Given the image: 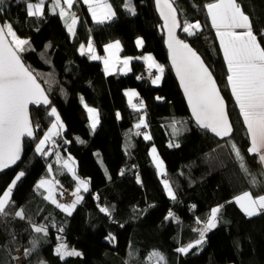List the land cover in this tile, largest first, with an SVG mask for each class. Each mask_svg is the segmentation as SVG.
Here are the masks:
<instances>
[{"label":"trees","instance_id":"trees-1","mask_svg":"<svg viewBox=\"0 0 264 264\" xmlns=\"http://www.w3.org/2000/svg\"><path fill=\"white\" fill-rule=\"evenodd\" d=\"M106 1L114 11V20L95 25L80 7L83 17L74 38L47 3L40 18L27 16L25 0H6L0 6V23L7 21L18 37L29 40L21 59L50 101L48 106L30 110L34 139H23L21 161L0 171V195L20 172L24 173L13 188L8 215L0 217V264H14L16 252L30 251L32 240L38 242L39 253L31 255L28 264L34 256L43 264H148V255L153 252L163 257L159 258L161 264H264V213L249 218L234 202L246 191L254 196L264 194V170L258 156L247 152L246 126L204 7L215 0H175L177 37L188 43L211 71L227 103L233 128L230 138L247 171L241 168L232 144L219 142L191 120L167 62L163 23L155 0H131L135 14L127 11L125 0ZM238 3L250 16L259 38L264 30V0ZM186 22H199L200 30L189 35L183 31ZM90 39L100 56L106 45L116 41L122 57L151 54L164 67L162 84L154 87L151 81L137 82L145 68L138 60L131 63L129 75L105 76L101 63L79 52L80 45ZM137 39L143 41L141 50ZM126 89L137 91L143 102L141 111L128 105L123 93ZM84 106L98 112L100 123L95 131L89 126ZM52 107L64 130L44 149L47 155L39 154L36 144L54 121L47 115ZM142 115L149 129L147 140L140 134L142 128L135 127ZM153 148L164 163L163 179L175 199L169 198L162 186L150 157ZM57 152L72 156L78 176L89 184L70 216L48 203L44 191L36 187L48 178V167L56 169L52 159ZM55 174L61 189L75 186L69 176ZM102 207L110 214L101 212ZM214 207L221 208L217 227L205 234L202 245L187 253L178 252V248L195 244ZM15 211H22L24 218L16 217ZM169 212L172 217L166 218ZM34 226H43L47 234L34 232ZM61 243L81 255L61 260L53 253Z\"/></svg>","mask_w":264,"mask_h":264},{"label":"snow or ice","instance_id":"snow-or-ice-1","mask_svg":"<svg viewBox=\"0 0 264 264\" xmlns=\"http://www.w3.org/2000/svg\"><path fill=\"white\" fill-rule=\"evenodd\" d=\"M5 2L6 0H0V6L5 5ZM25 2L27 16L40 18L43 15L45 0H38L35 3L25 0ZM75 2L76 0H53V8L59 9V16L61 19L66 20V27L70 34H74L77 23L75 14L69 12ZM84 3L88 5V11L97 24H103L114 16L112 7L106 0H84ZM155 3L157 11L167 28L168 39L166 44L172 67L175 69L196 124L201 129L207 130L221 139L231 136L233 128L229 122L225 101L217 89L211 71L188 44L175 36L174 29L177 27L175 0H155ZM125 7L128 12L135 14V10L131 6V0H125ZM204 7L219 40L224 61L227 65V82L250 139L251 146L247 149V152L258 156V162L264 170V46H262V43H264V30L259 32L258 38L257 33L254 32L250 16L245 13L238 0H215V2L207 3ZM68 19H70V23H67ZM200 27L199 22H186L183 31L193 35L200 30ZM28 45L29 40L18 37L10 23L5 21L0 24V171L10 168L21 159L22 138L34 137V128L29 116V105L48 106L50 104L35 76L21 61L20 54L26 50ZM136 45L142 47L143 41L137 39ZM81 49L83 55V46H81ZM119 49V41L106 46L105 51L109 52V56L104 59L106 74L110 71L109 65L112 56ZM88 51L93 53L90 56L91 59L98 58L94 54L91 41L88 44ZM141 58L148 64L150 69L154 67L159 73L152 80L154 85L158 84L164 72L163 67L157 64L151 55H144ZM120 62L127 67L129 59ZM125 95L130 97L129 102L131 104V97L136 96V93L126 92ZM157 99L161 98L158 97ZM85 107L89 114V126L95 131L99 123L96 111L93 108ZM133 107L136 108L135 105ZM139 108H143L142 101ZM47 115L54 117L55 120L47 132L44 133L43 138L39 139L35 149L37 153L45 155L47 153L44 152L43 146L49 143L53 136L59 135L60 130L64 127L55 107H52ZM142 126H145L143 118L135 127L139 129ZM145 139H150V137L145 134ZM77 140L82 142L79 141V138ZM231 147L237 159L241 162V168L247 171L237 146L232 144ZM155 152L156 150L153 148L150 155H152L153 162L159 172L163 167V162L159 161ZM56 155L59 156V153L57 152ZM70 160L71 157L64 161L63 167L73 173V178L77 181V189L73 193L75 200L72 203H56L53 199L51 181L41 180L36 185L37 189L46 185L49 186L46 189L48 195L44 199L51 200L52 203L56 204V207L68 215L72 214L75 206L83 199L79 195L81 188L85 192L88 191V182L75 177L74 169L69 164ZM23 175L24 173L20 172L0 195V217L8 215L13 188ZM137 183H140L139 177H137ZM163 183L169 197L175 199L168 182L164 181ZM234 202L249 218L264 213V194L254 196L246 191L235 197ZM100 211L106 215L110 214L107 208L102 207ZM220 211V207L212 208L207 221L199 230V239L195 241V244H188L186 247L178 248L177 251L187 253L190 248L202 245L205 242V234L217 227ZM14 215L21 219L24 218L22 211H15ZM171 217L172 213L169 212L166 218ZM197 223L199 224L201 221L197 220ZM33 231L47 234L43 226H34ZM35 246V243H33V248ZM28 254L26 251L25 255ZM56 254L61 260L65 257H78L81 255L78 251L68 250V246L63 243L56 248ZM153 255L159 254L153 253ZM160 259L163 260V257L161 256Z\"/></svg>","mask_w":264,"mask_h":264},{"label":"rangeland","instance_id":"rangeland-1","mask_svg":"<svg viewBox=\"0 0 264 264\" xmlns=\"http://www.w3.org/2000/svg\"><path fill=\"white\" fill-rule=\"evenodd\" d=\"M48 1L47 0H45V3H47ZM209 22H210V25H211V20L209 19ZM211 27H212V25H211ZM215 30V29H214ZM237 31H241V30H237ZM215 35H216V32H215ZM10 39V38H9ZM217 40H218V38H217ZM219 41V40H218ZM117 42V41H116ZM92 43L94 44V42H93V40H92ZM113 43H115V42H112V43H110V44H113ZM119 44H120V42H119ZM220 44V43H219ZM109 45V44H108ZM107 46V45H106ZM105 46V47H106ZM141 48L142 47H138V49L139 50H141ZM109 53V52H108ZM144 55H151V54H144ZM143 55V56H144ZM152 56V55H151ZM107 56H105V55H101V64H102V66H103V68L105 69V65H104V59L106 58ZM121 57H122V55H121V45H120V49L118 50V51H115V55L114 56H112V59H111V65L112 64H118L119 62H120V60H121ZM142 56H137V57H135V58H141ZM153 57V56H152ZM153 59H154V57H153ZM155 60V59H154ZM156 61V60H155ZM157 64H159L158 62H156ZM145 65H148V64H146L145 63ZM160 65V64H159ZM162 66V65H161ZM163 67V66H162ZM226 67H227V65H226ZM163 69H164V67H163ZM104 71V70H103ZM152 71L154 72V76H153V78H152V80L156 77V75H159V73H157V71H156V69L153 67L152 68ZM163 78H164V72H163V74H162V78H161V80L159 81V83L158 84H156V85H154L153 83H152V80H151V84L154 86V87H159L161 84H162V81H163ZM126 92H135L136 93V96H133V97H131V104H130V97L129 96H127V95H125V93ZM124 95H125V98H126V100H127V103H128V105L131 107V109L132 110H134V111H136V112H139V111H141L143 108H139V105H140V103H141V101H140V99H139V96H138V93H137V91L135 90V89H126V90H124ZM234 98V97H233ZM235 100V99H234ZM133 105H135L136 106V108H134L133 107ZM239 109V108H238ZM141 118H143V120H144V125L145 126H142L141 128H144L145 130H146V132L143 134V135H145L146 133H147V131L149 130L148 129V125L146 124V118H145V115H142L141 117H140V119L136 122V124L135 125H137L138 123H140V120H141ZM243 119V118H242ZM54 120H55V118H54ZM54 122V121H53ZM63 130H64V128L62 129V130H60V134H62L63 133ZM247 130V129H246ZM47 132V131H46ZM59 134V135H60ZM55 136H58V135H55ZM55 136H53L52 137V140H53V138L55 137ZM43 138V137H42ZM249 138V137H248ZM52 140L49 142V143H46L43 147H44V149H46L48 146H49V144L52 142ZM249 142H250V139H249ZM250 145V144H249ZM251 146V145H250ZM45 152V151H44ZM59 153V152H58ZM150 153H151V150H150ZM40 154V153H39ZM155 155H156V152H155ZM255 155V154H254ZM157 156V155H156ZM257 156V155H256ZM69 157H71V160L69 161V164H70V166L74 169V174L76 173L77 174V169H76V162H75V159L72 157V156H70V155H62L61 153H59V156H55V163H57L56 164V169H54L53 167H48V178H45V179H42V180H47V181H51L52 182V191H53V199H55V201H56V203H58L57 202V199H58V197H57V195L59 196V194L61 193V184H59L58 183V181L56 180V183H55V176H56V174H55V172H58V174H61L62 172H64V173H66V171L68 172L67 174H68V176L69 177H71V178H73V173H71V172H69L65 167H63V164H64V161H66V160H68V158ZM151 157V159H152V161H153V157H152V155L150 156ZM158 157V156H157ZM159 159V158H158ZM159 161H161L160 159H159ZM74 162V163H73ZM153 164H154V166H155V169H156V171H157V174H158V176H159V178L160 179H162V186H163V188H164V179H163V176H164V174H165V166H164V163H163V167H162V169L158 172V170H157V167H156V165H155V163L153 162ZM160 173H162V174H160ZM78 175V174H77ZM75 177L76 178H78L76 175H75ZM74 179V178H73ZM78 179H80V180H86V179H83V178H78ZM41 181V180H40ZM39 181V182H40ZM74 181V180H73ZM75 181H76V179H75ZM87 181V180H86ZM38 182V183H39ZM75 183V182H74ZM47 187H49V186H45V187H42L41 189H43L44 190V192H45V196L46 195H48V191L46 190L47 189ZM76 189H77V181H76V185L74 186V188L72 189V190H68L69 191V193H70V197H71V201L69 202V203H62V204H70V203H72V201L73 200H75V196H73V193L74 192H76ZM165 189V188H164ZM88 190H89V184H88ZM172 190V189H171ZM165 192H166V194H167V196L169 197V195H168V193H167V191L165 190ZM173 192V191H172ZM86 192L81 188V190H80V193H79V195L80 196H82L83 197V195L85 194ZM170 198V197H169ZM47 202H50L51 204H53L54 206H56V204L55 203H52V201L51 200H47ZM239 206V205H238ZM76 207H77V205L75 206V208L73 209V211L76 209ZM58 208V207H57ZM240 208V207H239ZM59 210H61L60 208H58ZM62 211V210H61ZM72 211V212H73ZM213 230V229H212ZM210 232V231H209ZM33 243H35V248H33ZM199 246V245H198ZM29 247H30V251H28L27 250V252L29 253L28 255H25V249H20V250H18L17 252H16V254H15V262H14V264H25V263H27L28 264V258L31 256V255H36V254H38L39 253V250H38V242L37 241H35V240H32L30 243H29ZM153 253H156V252H153ZM153 253H151V254H149L148 255V259L150 260V261H148V264H150V263H155V264H161V262H159V256H157V255H153ZM41 262L42 261H40L39 260V258L37 257V256H34L33 257V261L32 262H30V264H41Z\"/></svg>","mask_w":264,"mask_h":264},{"label":"crops","instance_id":"crops-1","mask_svg":"<svg viewBox=\"0 0 264 264\" xmlns=\"http://www.w3.org/2000/svg\"><path fill=\"white\" fill-rule=\"evenodd\" d=\"M48 2H47V4L49 5V7H50V10H51V12L53 13V14H56V15H58L59 16V9H55V8H53V0H47ZM37 2H38V0H37ZM107 2V1H106ZM108 3V2H107ZM46 4V3H45ZM109 4V3H108ZM110 5V4H109ZM77 7V8H76ZM80 7H82V8H84L85 9V11H86V13H87V16L89 17V19H90V21L93 23V24H95V25H103V24H106V23H108V22H110V21H112V20H114V18H115V15L113 16V18L111 19V20H108V21H106L105 23H103V24H97V23H95L94 21H93V19H92V15H91V13L88 11V5L87 4H85L84 3V0H76V2L74 3V5H73V7L69 10V12L70 13H74L75 14V16H76V20H77V23H76V25H75V29H74V34H70L69 33V31H68V28L66 27V29H67V32H68V34H69V36L71 37V38H74V36H75V34H76V30H77V27H78V25H79V23H80V21H81V19H82V17H83V14H81V12H80V10H79V8ZM44 9V8H43ZM112 11H113V9H112ZM113 13H114V11H113ZM60 17V16H59ZM62 21H63V23L65 24V26H66V20H64V19H61ZM67 23H70V19H68L67 20ZM89 41H91V44H92V48H93V51H94V54H95V56L96 57H98L97 59H91L90 58V60H92V61H95V62H99V63H101L100 61H101V56L98 54V51H97V49H96V47H95V45L92 43V39H90ZM89 41H88V43L87 44H81L80 45V47H79V52H80V54H81V46H83V52H84V54H86V55H88L89 57L93 54V53H90L89 51H88V44H89ZM105 48L106 47H104V49H103V55H105V56H109V53L108 52H106L105 51ZM143 57V56H142ZM124 59H129V64L127 65V67H125L121 62H119L118 64H110L109 65V68H110V71L108 72V74H106L105 73V69L103 68V66H102V69L104 70V74L106 75V76H111V75H120V76H126V75H129L130 73H131V63L133 62V61H135V60H138V61H140V62H142L143 64H144V66H145V68H148V69H150L149 67H148V65H145V62H144V60L142 59V58H136V59H134V58H131V57H121V60L120 61H122V60H124ZM102 65V64H101ZM152 69V68H151ZM96 114H97V112H96ZM89 115V114H88ZM88 118H89V116H88ZM97 118H98V120H99V117H98V115H97ZM89 121V120H88ZM89 125H90V121H89ZM98 125V124H97ZM97 127V126H96ZM53 151V150H52ZM52 163H53V165H55L56 166V164L57 163H55V157L52 159ZM57 168V167H56ZM76 169H77V166H76ZM63 174H65V175H67L68 176V172L66 171V173H64V172H62ZM60 175V174H59ZM75 175L78 177V175L75 173ZM61 177H62V175H61ZM56 178V177H55ZM71 178V177H70ZM79 178V177H78ZM72 180H74V182H75V185H76V181H75V179H73V178H71ZM56 180L58 181V183H59V178H58V176H57V178L55 179V183H56ZM41 189V188H40ZM42 191H44L43 189H41ZM62 191L63 190H66V189H61ZM62 191H61V193H62ZM45 193V192H44ZM61 193L59 194V195H61ZM57 197H58V199H57V202L59 203V204H61L60 203V197L57 195ZM81 202V201H80ZM48 203H50V202H48ZM51 204V203H50ZM80 204V203H79ZM79 204H77V207L79 206ZM53 205V204H52ZM54 206V205H53ZM54 207H56V206H54ZM76 207V208H77ZM57 208V207H56ZM58 209V208H57ZM59 210V209H58ZM61 211V210H60ZM61 212H63V214L64 215H66V216H70V215H68L67 213H65L64 211H61ZM57 255V254H56Z\"/></svg>","mask_w":264,"mask_h":264},{"label":"water","instance_id":"water-1","mask_svg":"<svg viewBox=\"0 0 264 264\" xmlns=\"http://www.w3.org/2000/svg\"><path fill=\"white\" fill-rule=\"evenodd\" d=\"M155 6H156V3H155ZM156 10H157V8H156ZM157 13H158V15H159V17H160V14H159V12L157 11ZM160 19H161V17H160ZM161 21H162V23H163V31H164V35H165V47H166V49H167V62H168V65H169V68L171 69V72H172V74H173V76H174V78H175V80H176V82H177V85H178V87H179V90H180V93H181V95H182V97H183V99H184V102H185V104H186V107H187V109H188V113H189V116H190V118H191V120L193 121V123H194V125L198 128V129H200L201 131H204V132H206V133H208L211 137H213L214 139H216V140H218L219 142H221L222 140H226L228 137H225V138H223V139H221V138H219V137H216L214 134H212L211 132H209V131H207V130H204V129H201L197 124H196V122H195V119H194V117L192 116V112H191V109H190V107H189V105H188V101H187V98L185 97V95H184V91H183V89L181 88V86H180V82H179V79L177 78V76H176V72H175V69H173V67H172V64H171V60H170V58H169V50H168V46H167V44H166V40L168 39V33H167V28L165 27V22H164V20L163 19H161ZM176 22H177V27H175V29H174V33H175V36H176V38L177 39H179L178 37H177V32H178V30H179V23H178V19H177V16H176ZM1 24V23H0ZM180 40V39H179ZM185 43V42H184ZM186 44H188V43H186ZM189 45V44H188ZM189 47L190 48H192L190 45H189ZM193 49V48H192ZM198 55V54H197ZM200 57V56H199ZM201 58V57H200ZM202 60V59H201ZM21 61H22V59H21ZM203 61V60H202ZM204 62V61H203ZM22 63H23V61H22ZM24 64V63H23ZM205 64V63H204ZM206 65V64H205ZM26 67V66H25ZM213 76V75H212ZM36 78V77H35ZM213 79H214V77H213ZM37 80V79H36ZM215 80V79H214ZM37 83H39L38 82V80H37ZM40 84V83H39ZM40 86H41V88L43 89V87H42V85L40 84ZM216 86H217V89L219 90V93H220V95H221V97L223 98V96H222V94H221V92H220V89H219V87H218V85H217V83H216ZM44 90V89H43ZM44 93H45V91H44ZM45 95H46V93H45ZM47 96V95H46ZM224 99V98H223ZM225 101V100H224ZM44 106V105H43ZM225 106H226V111L228 110L227 109V103H226V101H225ZM39 106H37V105H29V116H30V110L31 109H35V108H38ZM227 113H228V111H227ZM228 118H229V116H228ZM30 120H31V116H30ZM32 122V121H31ZM229 122H230V119H229ZM231 123V122H230ZM33 125V124H32ZM34 128V127H33ZM23 139L24 138H22V151H21V159H22V156H23ZM25 139H28V140H33L34 139V137L33 138H28V137H25ZM21 159L19 160V161H17V163L15 164V165H12L10 168H13V167H15L20 161H21Z\"/></svg>","mask_w":264,"mask_h":264},{"label":"built area","instance_id":"built-area-1","mask_svg":"<svg viewBox=\"0 0 264 264\" xmlns=\"http://www.w3.org/2000/svg\"><path fill=\"white\" fill-rule=\"evenodd\" d=\"M154 76L152 69L144 68L141 73L138 74L136 79L138 82L151 81ZM146 132L144 128L140 131V134L143 135ZM71 201L70 193L68 191H63L61 193L60 203H69Z\"/></svg>","mask_w":264,"mask_h":264},{"label":"bare ground","instance_id":"bare-ground-1","mask_svg":"<svg viewBox=\"0 0 264 264\" xmlns=\"http://www.w3.org/2000/svg\"><path fill=\"white\" fill-rule=\"evenodd\" d=\"M176 16H177V13H176ZM177 19H178V16H177ZM178 23H179V20H178ZM142 40V39H141ZM137 46V45H136ZM138 48V47H137ZM131 58H133V57H131ZM134 59H136V58H134ZM106 76V75H105ZM136 81L138 82V80L136 79ZM124 93V92H123ZM85 107V106H84ZM89 108V107H88ZM94 109V108H93ZM85 110H86V107H85ZM95 111L97 112V110L95 109ZM86 113H87V118H88V112L86 111ZM97 115H98V112H97ZM88 120H89V118H88ZM100 123V122H99ZM99 123H98V125H97V127H96V129L95 130H97V128H98V126H99ZM171 125L173 126V127H175V123H173V122H171ZM91 128V127H90ZM232 133H233V131H232ZM232 135V134H231ZM231 136H229L226 140H222L221 142H223V141H227L229 144H234V141L230 138ZM73 188H74V186H73ZM73 188H67V190H72ZM237 205V204H236ZM238 206V205H237ZM239 207V206H238ZM59 245V244H58ZM58 245H56L54 248H53V253H54V255L55 256H57V257H59L58 255H56V248L58 247ZM65 245H67V244H65ZM68 246V245H67ZM68 250H71V249H69V247H68ZM157 256H159V258L161 257V255H157ZM60 258V257H59ZM67 257H65L64 259H66ZM147 261H149V260H147Z\"/></svg>","mask_w":264,"mask_h":264},{"label":"clouds","instance_id":"clouds-1","mask_svg":"<svg viewBox=\"0 0 264 264\" xmlns=\"http://www.w3.org/2000/svg\"><path fill=\"white\" fill-rule=\"evenodd\" d=\"M63 191H68V190H63ZM63 191H62V192H63ZM68 192H69V191H68Z\"/></svg>","mask_w":264,"mask_h":264}]
</instances>
